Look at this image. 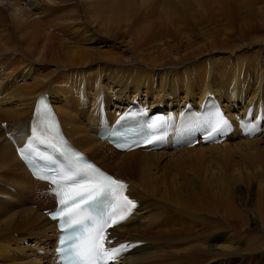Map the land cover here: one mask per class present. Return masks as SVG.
Listing matches in <instances>:
<instances>
[{"label":"bare ground","instance_id":"1","mask_svg":"<svg viewBox=\"0 0 264 264\" xmlns=\"http://www.w3.org/2000/svg\"><path fill=\"white\" fill-rule=\"evenodd\" d=\"M134 1L25 0L31 4L23 6L0 0V120L5 122L0 126V179L19 194L0 188L1 201L11 203L2 205L0 214L11 220L6 228L18 221L22 230L17 241L6 228L0 231V259L5 264H51L47 245L55 236L54 222L42 210L53 202L40 192L47 185L30 177L4 136H14L17 145L23 141L28 124L22 135L14 126L30 118L40 95L47 97L69 142L126 181L127 194L137 204L111 236L144 243L119 264H255L235 252L234 236L243 226L244 213L231 192L253 185L256 200L243 203L252 227L264 231V161L246 157L228 173H211L195 183L179 180L169 169L171 163L167 170L158 161L174 153L221 147L231 151L264 141V0ZM218 27H223L222 34ZM233 34L237 39L227 38ZM246 59L250 61L240 64ZM209 95L233 122L244 111L254 116L260 110V133L248 139L234 130L220 144L127 152L95 135L100 105L110 123L134 98L151 111L166 109L176 116L185 104L198 109ZM102 155L106 164L98 158ZM30 203L41 208L34 210ZM263 248L260 241L247 251Z\"/></svg>","mask_w":264,"mask_h":264},{"label":"rangeland","instance_id":"2","mask_svg":"<svg viewBox=\"0 0 264 264\" xmlns=\"http://www.w3.org/2000/svg\"><path fill=\"white\" fill-rule=\"evenodd\" d=\"M18 3H24V4H22L23 6L26 4L27 6L28 5H30L31 4V2H25V0H16ZM178 1V0H177ZM180 2L181 1H187V0H179ZM134 2H138V0H136V1H134ZM189 2V1H188ZM187 6H191V7H188L187 9L188 10H190V12L192 11V14H194V12H196V8L193 6V5H187ZM193 7V8H192ZM192 9V10H191ZM1 29V28H0ZM216 30H218L221 34L223 33V27H218ZM227 38L228 39H233V38H235V39H237V36L236 35H228L227 36ZM236 43H234V44H231L230 46H233V45H235ZM250 54H251V51H248L247 53H246V58L247 57H249L250 56ZM215 56H217L218 55V53L216 52L215 54H214ZM259 60V59H258ZM257 60V61H258ZM206 61H207V63H210V65L212 66V62H211V60H210V57H207V59H206ZM250 60L249 59H246V60H244V61H242L240 64H242V63H248ZM264 76V75H263ZM17 80H20V78H17ZM17 83L16 82H14V85H16ZM95 108V107H94ZM93 108V109H94ZM92 111V110H91ZM2 120H4V119H2ZM2 120H0V121H2ZM2 122H4V121H2ZM1 122V123H2ZM1 123H0V126H1ZM263 137H264V134H261ZM258 144H259V146H258ZM258 144H250V145H248V146H241V148L239 147V148H237V149H235V150H231V151H228V150H226L225 151V149H223L222 147L221 148H216V151L214 150V149H211V150H203V152H202V150H198V151H191V153L190 152H185V153H187V154H185L184 152H181V153H176V154H178V156L174 153V154H171V157L170 156H165V157H163L161 160H159L158 161V166L160 167V168H164V169H167V170H169L170 169V171H173L174 173L176 172V176H177V178L179 179V180H182V181H184V182H191V183H195L197 180H200V179H203V177L204 176H206V178H207V176H209L211 173H213V174H218V173H222V172H225V173H228L229 171H230V169H231V167L233 168L234 166H236V165H239V164H242V163H244V161H245V158L246 157H253L255 160H261V161H264V141H262V143L261 142H259ZM255 145V146H254ZM250 146V147H249ZM244 147V148H243ZM248 147V148H247ZM220 149H221V151H220ZM224 150V151H223ZM167 151H169V150H167ZM208 151V152H207ZM218 151V152H217ZM245 151H246V153H245ZM197 153V154H195V153ZM200 152H202V153H204V155L202 156V153H200ZM220 152V153H219ZM221 152H223V153H221ZM227 152H230L229 154H227V155H225ZM184 153V154H183ZM193 153V154H192ZM189 154L191 155V156H189ZM208 154V155H207ZM218 154V155H217ZM222 156H220V155ZM231 154V155H230ZM234 154V155H233ZM181 155V156H180ZM186 155V156H185ZM194 155H197L196 157L194 156ZM199 155V156H198ZM201 155V156H200ZM234 157H233V156ZM103 156V155H102ZM111 156V155H110ZM175 156V157H174ZM183 156V157H182ZM223 156H226V157H223ZM232 156V157H231ZM114 156L112 155L110 158L112 159ZM176 158V159H174V158ZM182 157V158H181ZM193 157H194V159H193ZM203 157V158H202ZM216 157V158H215ZM228 157V158H227ZM99 159H100V161L102 162V164L104 163V164H106V160H105V155L101 158V157H98ZM174 160H173V159ZM205 158V159H204ZM221 159L222 158V160H219L218 161V159ZM233 158H234V160H233ZM166 161H165V160ZM168 159V160H167ZM172 159V160H171ZM178 159V160H177ZM182 159V160H181ZM184 159H185V161H184ZM227 159H229V161L227 160ZM236 159V160H235ZM190 160H192V161H190ZM204 160H205V162H204ZM165 161V162H164ZM169 161V162H168ZM189 161V162H188ZM196 161V162H195ZM217 161V162H216ZM162 162V163H161ZM180 162V163H179ZM193 162V163H192ZM197 162H198V164H197ZM220 162V163H219ZM225 162V163H224ZM227 162V163H226ZM242 162V163H241ZM170 163H171V166H170ZM174 163V164H173ZM177 163H179V164H177ZM188 164V165H187ZM209 164V165H208ZM213 166H212V165ZM225 164H227V165H225ZM232 164V165H231ZM167 165H168V167H169V169L168 168H166L167 167ZM174 165V166H173ZM205 165V166H204ZM196 166V167H195ZM212 166V167H211ZM216 166V167H215ZM231 166V167H230ZM175 167V168H174ZM200 167V168H199ZM195 168H197V169H195ZM186 169H188L187 171H186ZM196 171H195V170ZM201 171H200V170ZM218 169H219V171H218ZM227 169H228V172H227ZM185 170V171H184ZM210 172H209V171ZM199 171L201 172V175H200V173H199ZM181 172V173H180ZM187 172V173H186ZM192 172V173H191ZM191 173V174H190ZM197 176H196V175ZM1 175L3 176V174H2V172H1V170H0V178H1ZM191 175V176H190ZM202 176V177H201ZM180 177V178H179ZM201 177V178H200ZM183 178V179H182ZM199 178V179H198ZM193 179H195V180H193ZM194 181V182H193ZM189 182V183H190ZM10 186H7V185H5V186H3L2 185V181H1V179H0V188H3V189H5L6 191H9L10 193H12L13 195H15L16 197H19V194H18V192H17V190L16 189H14L16 192H13V191H11L10 190V188H9ZM249 189V190H248ZM245 188V189H243L241 192H238V193H234V192H231V197H232V200H233V202L235 201V203H236V206L239 208V209H241L242 210V213H244L243 214V229H242V227H241V229L237 232V233H235V236H234V239H235V242H236V248H237V251H235L236 252V254L237 255H239V256H241V259L244 261V262H248L249 261V259H253V262L255 263V264H264V248L261 250V251H258V252H254V253H249L248 251H247V249H248V246H250V245H252V244H256V243H258V242H260V241H263L264 242V235H262V233L264 234V231H262L260 228H259V226L258 227H255V228H253L252 227V225H251V221H250V214H249V209H248V207H244V203L243 202H245V203H248V202H251V203H254V201L256 200V198H257V193H256V191L254 190V188H253V185L252 186H250L249 188ZM247 192V193H246ZM240 194V195H239ZM244 195V196H243ZM241 198V199H240ZM4 200V198H0V207H1V209H0V212L3 210V207H2V205L4 206V207H6V206H8L9 207V205L11 204L10 203V201L9 200H7V199H5V200H7L6 202H4V201H1V200ZM238 199V200H237ZM263 201H264V198H263ZM241 202V203H240ZM31 207H33L32 209H34V210H38L39 208H41V206H39V204H29ZM245 209V210H244ZM244 211V212H243ZM246 211V212H245ZM12 213V212H11ZM11 213H9V214H11ZM2 214V213H1ZM0 214V231L1 230H3V229H5L6 228V226L8 225V223L11 221L10 220V218L9 217H6V216H3V215H1ZM8 214V215H9ZM6 217V218H5ZM18 221H13V222H11L10 223V225L5 229L7 232H8V236H9V238L10 239H12V240H14V241H17V239H20V231H22V230H20L19 228H20V226H19V224L17 223ZM18 224V225H17ZM19 227V228H18ZM195 227H197V228H199L200 229V226L199 225H195ZM249 227V228H248ZM24 230V229H23ZM242 231V232H241ZM26 231H24V233H25ZM246 232V233H245ZM251 233H260V234H258V237H256V236H249V235H252ZM226 235H228V234H226ZM146 236H150V237H156V234H153V233H147V235ZM246 236V237H245ZM262 237V238H261ZM26 243H28L27 241H25ZM25 242H24V244H25ZM23 244V245H24ZM29 244H30V242H29ZM41 245H43V243L41 244ZM41 247V246H40ZM12 253V252H11ZM7 256L8 257H11V258H17V257H15V255H13V254H11V255H9L8 253H7ZM251 261V260H250ZM0 264H5V262H3V261H1V259H0Z\"/></svg>","mask_w":264,"mask_h":264}]
</instances>
